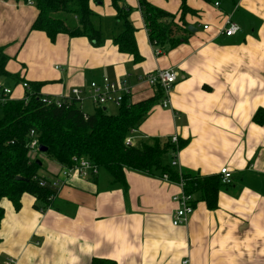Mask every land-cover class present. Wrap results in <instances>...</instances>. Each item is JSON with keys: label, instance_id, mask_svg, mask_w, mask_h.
<instances>
[{"label": "crops", "instance_id": "0c3cea01", "mask_svg": "<svg viewBox=\"0 0 264 264\" xmlns=\"http://www.w3.org/2000/svg\"><path fill=\"white\" fill-rule=\"evenodd\" d=\"M142 1L122 2L132 9L139 62L114 42L125 25L116 20L111 0L90 4L100 19L101 46L67 35L51 42L32 30L39 13L34 5L0 2V50L9 57L10 74L1 80L13 89L14 100L25 96L24 82L45 83L41 94L57 98L105 77L124 80L134 104L158 92L143 80L146 75L173 69L179 77L169 107L158 101L130 135L132 145L176 135L187 142L176 170L210 177L228 168L233 183L220 189L218 207L198 201L187 224L173 226L178 204L172 198L182 188L159 173L126 169L125 191L105 170L95 180L63 181V167L47 156L41 175L61 182L57 197L45 212L27 194L20 209L2 200L0 264H264V124L254 120L264 116V0H187L194 13L184 23L180 0H145L174 14L188 32L186 42L160 55ZM227 18L241 28L235 36L222 34ZM110 106L117 113L115 105L104 110Z\"/></svg>", "mask_w": 264, "mask_h": 264}, {"label": "trees", "instance_id": "16d2710c", "mask_svg": "<svg viewBox=\"0 0 264 264\" xmlns=\"http://www.w3.org/2000/svg\"><path fill=\"white\" fill-rule=\"evenodd\" d=\"M27 3L28 0H16ZM38 10L32 30L46 34L51 42L60 35L71 38L86 37L95 46L103 43L102 32L97 29L92 18L96 16L91 9V0H30ZM181 1V18L184 23L188 14L194 13ZM96 3L102 0H95ZM117 15L116 20L124 22V31L114 40L120 52L132 55L135 62L141 61L135 39L136 29L130 22L132 9L124 6L123 0H111ZM151 44L155 43L164 53L187 41V30L176 24V16L145 0L141 3ZM9 57L0 50V80L10 76L6 72ZM16 84L21 81L16 78ZM2 81V80H1ZM45 83L28 82L25 98L11 100L0 105V227L4 219L1 207L7 199L16 209L21 208L24 195H30L40 203L36 206L45 212L53 206L58 190L41 175L43 162L30 156L28 145L30 134L34 131L39 146L47 148L46 156L59 163L63 168L74 166V158L84 159L95 165L99 171H107L113 185L127 191L125 170L143 174L159 173L163 178L168 175L170 182L184 183L185 193L194 197L193 204L205 202L209 209L218 207V195L223 185L221 175L199 177L181 174L171 166L173 156L181 151L186 141L179 139L174 144L171 138H155L152 144L140 147L127 146L126 140L148 117L153 107L161 99V90L155 97L131 103L126 97L124 104L115 115L109 114L104 107H98L88 114L75 101L57 107L48 106L42 100L41 89ZM254 120L264 124V116L257 114ZM168 156L171 158L167 161ZM41 162V164L38 163ZM21 180H17V178ZM98 175L90 179L95 180ZM42 182L46 184L41 185ZM54 197V199H53Z\"/></svg>", "mask_w": 264, "mask_h": 264}, {"label": "built area", "instance_id": "2783aa9c", "mask_svg": "<svg viewBox=\"0 0 264 264\" xmlns=\"http://www.w3.org/2000/svg\"><path fill=\"white\" fill-rule=\"evenodd\" d=\"M7 1L8 0H0V2ZM25 4L33 5L30 0H28V2ZM219 5V3H216V6ZM205 29H207V27H205ZM240 29L241 28L237 23H235L231 18H227L222 29V34L228 37H232L238 34ZM153 46L156 50V54L160 55L161 50L159 48L156 49L157 44L155 43ZM178 77V73L173 69H161L146 75L143 80L149 86L161 90V105L163 108H168L170 105L171 94L174 90V86L178 81ZM22 86L25 90H30V86L27 82H24ZM131 93L132 88L126 81H113L105 77L99 81L90 82L84 88H74L69 94L63 97L53 98L42 95V100L48 106L56 105L57 107H62L63 105H66L71 101H75L77 105L81 107V104L88 100L96 107L115 105L119 108L124 104L126 97L131 96ZM24 98L25 96L22 99ZM25 99L26 101L28 100L27 98ZM11 100H14L13 89L0 80V105H3ZM30 137L31 141L28 145V149L30 156L34 159L40 152V146L34 131L31 132ZM171 141L174 144H178L179 138L176 135L172 136ZM126 145L133 146L130 138L126 140ZM177 154L178 152L175 154V156H173V160L171 161V166L176 169L179 168ZM74 161L75 164L73 167L63 168V170L61 171L60 175L62 177L60 179H62L63 181H66L67 179L69 180L74 176H79L83 179H90L92 176L99 174V169L91 162L84 159L79 160L77 158H74ZM179 173L180 176H182V173L180 171ZM219 175H221V182L223 185L228 186L233 183V173L228 168H222ZM163 179L167 182H170V178L168 175H165ZM60 183L61 182L57 181V183H53L52 185L58 188L60 186ZM45 184V182L41 183L42 186H44ZM178 185L182 188V193L172 198L173 202L178 204V208L176 209L172 220L173 226H181L187 224L189 217L194 213L195 209L193 204L194 197L185 193L183 181L181 180V183H179ZM187 263L188 262H184V264ZM5 264H15V260L10 259L9 261L5 262Z\"/></svg>", "mask_w": 264, "mask_h": 264}, {"label": "rangeland", "instance_id": "374dc122", "mask_svg": "<svg viewBox=\"0 0 264 264\" xmlns=\"http://www.w3.org/2000/svg\"><path fill=\"white\" fill-rule=\"evenodd\" d=\"M99 20L100 19L97 16H94L92 18V22H93V24H94L95 27H96V25H97V23H98ZM84 111L86 113H91V112L94 111V106L89 101H87L84 104ZM108 112H109V114H113V113L116 114V108H114L113 106H110V107H108ZM38 156H39V159H41L43 161V163H44L45 162L44 159H45V157H47L45 155V153L39 152L38 153ZM167 161H170V157L169 156L167 158ZM103 173L106 174L107 172L106 171H103Z\"/></svg>", "mask_w": 264, "mask_h": 264}, {"label": "water", "instance_id": "95a60500", "mask_svg": "<svg viewBox=\"0 0 264 264\" xmlns=\"http://www.w3.org/2000/svg\"><path fill=\"white\" fill-rule=\"evenodd\" d=\"M189 30L192 31V26L189 27ZM39 151H40L41 153H46V152H47V148L41 146V147L39 148ZM38 163L41 164L40 161H38ZM17 180H21V178L18 177Z\"/></svg>", "mask_w": 264, "mask_h": 264}]
</instances>
